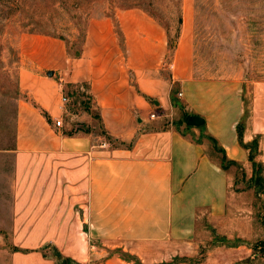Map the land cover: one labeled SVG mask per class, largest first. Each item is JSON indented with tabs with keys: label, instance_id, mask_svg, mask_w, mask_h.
Segmentation results:
<instances>
[{
	"label": "crops",
	"instance_id": "obj_1",
	"mask_svg": "<svg viewBox=\"0 0 264 264\" xmlns=\"http://www.w3.org/2000/svg\"><path fill=\"white\" fill-rule=\"evenodd\" d=\"M193 30L190 0H183L173 47L153 15L121 9L90 21L79 57L64 43L52 76L51 68L36 63L22 70L15 150L19 242L62 244L60 254L72 264H100L99 244L133 257L112 256L101 264H189L180 259L195 256L187 249L198 244L203 219L216 246L200 264L254 263L252 235L243 222L233 231L227 213L231 167L242 166L253 177L240 123L244 144L259 140L257 161L264 164V81L254 85L248 105L243 95L228 97L225 89L194 80ZM69 84H88L110 141L89 131L68 134L63 98L69 100ZM177 114L201 116L205 124L163 125ZM209 137L238 165L222 168V154ZM12 264L58 261L38 251L15 252Z\"/></svg>",
	"mask_w": 264,
	"mask_h": 264
},
{
	"label": "rangeland",
	"instance_id": "obj_2",
	"mask_svg": "<svg viewBox=\"0 0 264 264\" xmlns=\"http://www.w3.org/2000/svg\"><path fill=\"white\" fill-rule=\"evenodd\" d=\"M182 3L183 0H0V264H12V256L17 251L21 254L38 251L55 258L62 247V244L19 242L15 237L19 188L15 152L18 103L25 97L20 88L22 70L31 68L34 63L51 68L49 71L58 70L64 43L69 52H77L83 46L84 33L91 20L114 16L121 9L140 8L153 15L175 41L180 35ZM190 6L194 14V80L211 82L217 88L215 91L225 89L228 97L243 95L249 105L254 85L264 81V0H190ZM64 91L69 98L64 102L68 103V113L63 121L68 134L89 131L99 141H110L86 87L66 85ZM185 119L183 114H177L164 118L163 125L174 121L178 128H188ZM201 137L206 141L203 135ZM242 168L232 166L230 169L233 178L227 213L230 224L227 225L235 231L237 224L243 222L244 230L253 237L252 242L259 244L253 250L256 258L253 264H264V249L260 244L264 242V194L257 195ZM250 220L252 226L248 225ZM200 224L198 244L193 250L187 249L196 252L195 256H186L180 261L200 264L215 248V234L203 219ZM19 231L26 232V229ZM73 246L68 247L73 249ZM95 246L100 264L112 256L133 259L124 255L121 248ZM219 255L222 260L229 253ZM115 261L124 264L118 259Z\"/></svg>",
	"mask_w": 264,
	"mask_h": 264
},
{
	"label": "trees",
	"instance_id": "obj_3",
	"mask_svg": "<svg viewBox=\"0 0 264 264\" xmlns=\"http://www.w3.org/2000/svg\"><path fill=\"white\" fill-rule=\"evenodd\" d=\"M179 24H180V33H181L182 15L179 18ZM119 33H120V31H119ZM179 36L176 37L175 41H177V39H179ZM168 37H169L170 45L173 47V44L175 43V41L170 39L169 34H168ZM84 42H85V33H84V37H83V44H84ZM68 53L70 54V56H72L74 58L79 57L81 55V53H82V48L80 50H78L77 52H75V53L69 52V49H68ZM82 85L86 87L87 91H89L88 84H82ZM67 86L71 87L73 85L69 84ZM189 119H190V117H186V119H185L186 122ZM243 129H244L243 123H240L239 126H238L240 140H241L242 144L244 145V147L247 148L250 151V161H251L252 168H253V177L249 180V183L251 184L252 188L253 187L255 188V190L257 192V195H261V194H264V164L259 162V161H257L258 150H259V140L255 139L250 144H244L243 140H242ZM209 138H210V140L213 143V149L216 152H219V153L222 154V158H221L222 159L221 160L222 168L228 169L232 165H238V163H236L234 161H229L227 159L223 149L218 146V142L216 141V139H214L213 137H209ZM260 244H261V246H263V249H264V242H261ZM258 246H259V244L258 245L254 244L253 245V249H257ZM44 256L47 257V255H45V254H44ZM128 256H129L128 258H130V259L133 258L131 255H128ZM55 258L57 259L58 264H72L71 260L64 259L63 256L60 253H58V252H57V255H56Z\"/></svg>",
	"mask_w": 264,
	"mask_h": 264
},
{
	"label": "water",
	"instance_id": "obj_4",
	"mask_svg": "<svg viewBox=\"0 0 264 264\" xmlns=\"http://www.w3.org/2000/svg\"><path fill=\"white\" fill-rule=\"evenodd\" d=\"M48 75L52 76L53 71H50ZM187 124L192 127H202L205 124V120L201 116H193L188 120Z\"/></svg>",
	"mask_w": 264,
	"mask_h": 264
},
{
	"label": "built area",
	"instance_id": "obj_5",
	"mask_svg": "<svg viewBox=\"0 0 264 264\" xmlns=\"http://www.w3.org/2000/svg\"><path fill=\"white\" fill-rule=\"evenodd\" d=\"M63 101L64 102H67L68 101V99L66 98V97H64L63 98ZM152 118H156V115H152ZM62 125V122L59 120V121H57V126L59 127V126H61Z\"/></svg>",
	"mask_w": 264,
	"mask_h": 264
}]
</instances>
